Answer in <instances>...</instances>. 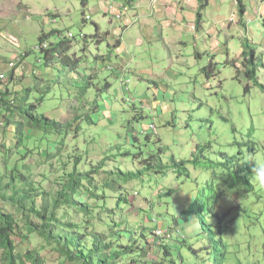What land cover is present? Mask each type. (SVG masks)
I'll return each mask as SVG.
<instances>
[{
    "label": "rangeland",
    "instance_id": "rangeland-1",
    "mask_svg": "<svg viewBox=\"0 0 264 264\" xmlns=\"http://www.w3.org/2000/svg\"><path fill=\"white\" fill-rule=\"evenodd\" d=\"M107 1L109 0H86L87 5L84 7L83 0H0V75H5L4 79H0L2 80L0 98L7 89L13 92L15 89L38 86L36 92L45 93V114L50 118L66 121L76 114L74 111L77 106L84 104L85 99L75 93L82 84V76L90 67L101 70L95 79L98 86L102 82L104 84L105 78L113 82L114 87L110 92L104 91L106 93L104 103L94 88L90 90L87 101L98 102L99 112L90 111L89 105L84 104V116L87 115L89 118L77 119L74 128H79L80 135L74 138L76 130L74 128L70 130L72 136L70 135L68 139H72V142L60 156L53 161L40 164L41 161L38 160L41 159L36 153L37 155L30 157L28 161L35 162L33 178L37 181L42 180L46 173L45 188L52 190L60 187L56 180L61 178L62 182V176L67 177L66 172L70 173L74 167L73 145L78 147L84 156L79 167L81 170H90L103 162L104 166L96 175L100 184L99 191L105 192L109 197L108 207L116 208L114 219L106 218L107 223L109 226L117 224L122 227L130 224L131 229L134 227L138 230L149 228L150 230L146 232L150 237L148 236L145 241L153 243L151 246L153 250L149 252L147 259L155 260L154 258L159 256L157 241H164L155 236V226L167 228L166 225L172 224L178 212L194 201L191 195L182 194L180 189L197 192L201 199L204 187L208 194L211 192V187L205 181L213 174L214 169L220 168L223 154H232L239 159L247 153H264V93L262 94L257 87H253L250 93L246 92L244 83L230 78L234 74L232 67L228 66V69H225L224 63H221L219 68L224 70L220 78L229 77L223 82H226L224 88L214 85L211 93L206 92V89L198 90V99H194L192 94L194 84L197 82L199 86L203 80L198 74L199 68L211 56L209 52L217 49L215 50L217 60L220 62L228 56L233 58L247 45L246 29L241 30L242 27L237 22L238 27L232 25V31H228L224 23L233 11L240 10L235 0H208L205 25L195 34L192 32L195 29H192L186 37L180 36L178 30V26L184 24V21L169 14L158 17L154 20L158 27L157 31H152L153 35L156 34L154 39L151 36L145 38L140 34V31H143L142 27L149 26L144 16L139 17L140 21H137L138 19L132 16L134 12H130L124 15L123 19L115 20L112 14H119V1L116 0L114 5ZM179 1H182L183 8L177 6L176 12L181 18L185 15L188 19V14H195L201 2L206 0H193L197 7L195 12L189 8L187 0H173L174 3ZM140 3L141 0H137V4ZM22 4L24 7L20 6ZM99 4L112 14L104 15L102 11H96ZM247 8L253 9L251 4ZM83 9L86 15L90 16L86 22L83 21ZM141 10L144 13L148 12L147 8H139V12ZM222 16L224 18H221ZM219 22L223 24L219 25ZM96 24L102 31L113 32L115 38H112L111 42L116 44L118 39L121 41L120 46L115 47L111 54L108 45L110 38L103 43L92 41L91 35L95 32ZM120 25L124 28L127 25L131 26V29L125 32ZM215 25L217 27H214ZM252 26L256 41L264 43L260 24ZM213 29L217 32L220 44H216ZM2 31L14 34L20 40L21 47L18 48L2 38ZM51 31L54 32L50 33ZM68 32L75 36L67 38L71 43L67 53L68 65H64L63 58H60L57 64L55 62L46 64L43 53L34 50L39 43V36L48 33V43L55 44L65 39ZM144 32H147V29H144ZM84 34L89 38L86 44L82 40ZM224 37L227 39L226 45ZM183 38L187 43L183 45L174 43L175 40ZM139 40L145 43L141 45L138 43ZM122 45V50L129 52L128 58L131 57L132 62H129L124 54H120ZM229 49L232 50L231 54H226ZM27 51L28 55L17 63L20 54ZM97 53L106 54V62L101 58L96 61ZM75 59L76 68L73 67ZM97 62L103 63L97 66ZM120 62L123 65L129 62L126 74L123 72L125 76L122 75ZM138 65H146L153 71L154 77L152 78L150 72L143 75V69L136 71ZM166 74L169 75L168 78ZM173 75L175 79L172 78ZM175 81H179L185 91L170 98L175 101H169L168 93L164 95V92L167 87H175ZM213 81L211 79L210 83ZM122 82L126 88V95L121 89ZM159 92L162 98L168 96L162 101L164 105H169L165 107L166 110L169 108V111L164 113H161L163 108L158 111L154 107L157 102L159 103L155 100L156 93ZM7 98L11 99L13 95L10 94ZM170 102L173 106L169 104ZM175 105L178 110L173 112ZM139 106L144 110V118H139L141 116ZM151 124L157 128L156 132L144 128ZM14 127L8 129L9 136H3L0 132V143L5 141L6 144H11L16 140L12 132ZM146 133L150 134L149 137ZM160 156L163 162L159 164L158 169L156 166L148 168L149 163L155 164ZM204 156L213 159L215 165L210 163L205 165L202 161ZM0 170L4 173L1 155ZM130 173L133 175L130 176ZM119 185L123 187L120 188ZM169 189H174V192L167 194ZM257 189L260 191L251 194L247 200L252 203L253 198L261 196L252 206L264 211V189L258 186ZM120 193L127 194L126 197L130 200V205H123L125 207L123 214L118 208ZM85 201L88 202L87 199ZM40 202L41 199L38 198V203ZM94 203L99 205V200L95 197ZM0 205L4 211L12 212L18 222L23 224L21 213L13 204ZM32 219L39 222L35 217ZM192 225V222L187 225L188 235L196 228ZM97 228L103 230L105 227L99 225ZM251 230L253 232V237H249L253 244L251 250L255 251L258 248L262 251L264 228L253 223ZM21 232L20 230L15 236L18 252L24 253L31 249L40 253L43 264H62L64 258L59 252L54 251L44 238L25 240L23 235H20ZM186 232L184 231L185 234ZM176 243L174 239V244ZM1 250L0 248V254ZM263 257L261 253L257 260ZM29 263L31 262L27 259V264ZM236 263L237 259L233 257L228 264ZM178 264L182 262L178 261Z\"/></svg>",
    "mask_w": 264,
    "mask_h": 264
},
{
    "label": "trees",
    "instance_id": "trees-1",
    "mask_svg": "<svg viewBox=\"0 0 264 264\" xmlns=\"http://www.w3.org/2000/svg\"><path fill=\"white\" fill-rule=\"evenodd\" d=\"M115 1L109 0L108 2L113 4ZM131 1H119V14H112L108 10L103 13L104 15L110 13L115 20H121L125 13L132 8ZM208 4V0L201 2L195 23L192 24V29H195L192 31L193 34L198 33L205 25L204 16ZM238 4L239 13L243 15L245 7L242 0H238ZM83 5L84 7L87 5L86 0H83ZM20 6L24 7L23 4ZM87 18L90 16H87L83 9V21L86 22ZM239 23L244 25L245 21L240 18ZM95 27V32L91 35L92 41L103 43L109 37L108 45L111 49L109 54L115 47L120 46L119 39L116 44L111 42L109 31H102L97 24ZM120 27L122 28L123 25ZM47 34L40 35L38 43L42 45L45 42L47 46L41 51H35L43 53L46 64L51 62L57 64L59 59L63 58L64 65L67 66V51L71 46L67 38L75 36L68 32L65 39L51 44L47 41L49 38ZM82 40L85 44L88 43V35L84 34ZM246 42V47L235 55V58L228 56L227 59L218 62L216 52H209L211 56L199 68L198 74L203 77V80L200 81L199 86L196 82L192 89L194 99H198V90L206 89V92L211 93L214 85L224 88L226 82H223L229 77H224V79L220 77L224 68L228 69V66H231L234 71L230 78L244 83L246 92L250 93L253 87H257L262 91V94L264 93V47L257 43L252 44L248 37ZM178 43L183 45L187 41L183 38ZM224 44L227 43L224 42ZM28 53V51L25 52L22 60ZM226 53L229 54V50ZM105 56L106 54L97 53L98 58L96 57L95 60L101 58L105 62ZM221 63L229 65H226L222 70L219 68ZM96 65L100 66L98 62ZM76 66L77 60L75 59L73 67L76 68ZM126 70L127 66H122L123 76H125ZM98 71L101 70L90 67V70L82 76V84L78 92L75 93L85 99L84 104L89 105L90 111L93 112H99L100 106L98 102L87 101L90 90L94 88L97 95H101L104 103L106 95L104 91L110 92L114 87L113 82L107 78H105L104 84L102 82L98 86L95 82L99 75ZM4 77L5 75H0V79H4ZM211 79L214 80L213 83H210ZM121 85V89L126 95L124 83L122 82ZM174 86L169 87L174 92L172 95H168L169 101L173 100L170 99L171 97H176L178 93L185 91L180 83L174 84ZM37 87L15 89L13 92L7 89L0 98V132L3 136H9L8 129L15 126L12 132L16 139L11 144H6L5 141L0 143V155L4 168V173L0 170V204H13L24 220L21 225L12 212L4 211L3 206L0 205L1 264H27V259L31 262L29 264H43L40 253L37 251L28 249L24 253L18 252L15 236L19 234L20 230L22 231L20 235H23L25 240L44 238L49 246L64 258L62 264H178V261H181L182 264H228L233 257L237 259L236 264H264V261H261L264 260V257L257 260L261 253L264 255V245L262 251L258 248L252 251L253 244L249 239V237H253L251 230L253 223L264 228V220H262L264 211L257 210L252 206L261 196L253 198L252 203L247 200L251 194L258 193L260 189L258 190L257 186L250 183L251 166L248 163L241 164L238 158L232 154H223L220 168L214 169L213 174L207 177L205 183L211 187L210 194L204 187L201 199L197 197L193 202H190L191 204L188 203V207L178 212L172 224L166 225L169 228L168 235L165 238L158 237L164 241H157L159 256L155 257V260L147 259V255L153 250L151 247L153 243L145 241L149 236L146 232L150 230L149 228L138 230L134 227L131 229L130 224L122 227L117 224L109 226L107 223L106 218H113L116 208L108 207L109 197L105 192L100 193L99 191L100 184L97 182L96 175L104 166L103 162H100L98 166H93L90 170H81L79 167L84 156L79 148L72 144L75 150L72 154L74 158L72 171L66 172L67 177L62 176V182L61 178L56 180L60 185L57 190L45 188L46 173L42 180H35L33 178L35 162L32 163L28 159L37 154L41 159L38 160L41 161L40 164L56 159L72 142V139L68 138L70 135L72 136L70 130L76 126L77 119L81 117L88 119L89 116H84L85 105L82 104L77 106L74 111L76 114H73L70 120L59 121L50 118L45 114V93L38 94ZM10 94L13 95V98L8 99L7 96ZM160 98L164 100L167 96ZM162 101L160 100L156 104L158 111L161 109L159 105L163 104ZM169 104L173 106V103ZM139 108L141 114L139 118H144V110L141 106ZM177 110L178 107L175 105L173 112ZM91 122L93 123L92 120ZM74 129L76 130L74 138H77L80 135V130L77 127ZM149 135L146 133L147 137ZM160 152H162V148ZM212 160L208 156H204L202 159L205 165L209 163L215 165ZM162 162L160 156L155 164L149 163L148 168L156 166L158 169ZM132 175L133 173H130V176ZM119 187L122 188L123 185H119ZM229 189L232 192L231 198L228 196ZM90 191L91 195H89ZM171 192L173 193L174 189H169L166 193ZM119 196L118 208L123 214L125 211L123 205H130V200L126 197L127 194L120 193ZM94 197L99 200V205H95ZM38 198L41 199L40 203H38ZM34 217L39 222L34 221L32 219ZM191 222L192 227L196 226V228L188 235L187 225ZM99 225L105 228L100 230L97 228ZM161 227L163 226H155L154 231ZM174 239L177 241L176 244H174Z\"/></svg>",
    "mask_w": 264,
    "mask_h": 264
},
{
    "label": "crops",
    "instance_id": "crops-1",
    "mask_svg": "<svg viewBox=\"0 0 264 264\" xmlns=\"http://www.w3.org/2000/svg\"><path fill=\"white\" fill-rule=\"evenodd\" d=\"M118 1H123V0H118ZM187 1L189 2V4H188L189 8L192 11L196 10L197 7H196L195 2L193 0H187ZM242 2H243L244 7H245L244 14L241 15L239 13V10L238 11H233L231 13V15L228 17V20L226 22H224V23H226L228 31H232L231 30V26L235 25L236 27H238V25L236 23L237 22L239 23L240 18H242V20L245 21V24L242 25L241 23H239L241 25V27H242L241 30H243V29L247 30V35H248L247 37L251 40L252 44H254V43L256 44L257 43V44H260V46L264 47V43L263 42H261V43H263V44H261L260 42L256 41V39L254 38V30L252 29L253 28L252 25L260 24V27H261V30H262L261 34H262V37H264V32H263L264 31V25H263V22H264V0H242ZM107 3H108V1H107ZM131 3H132L133 6H132V8L129 11H127L125 13V15H128V13H130V12H134L132 16H135L138 19L137 21H140L139 17L144 16L148 20L147 24L149 26L142 27L143 31H140V34H143L145 38H148L149 36H151V37H153V39L156 37V34L153 35L152 31H155V30L157 31V28H158L157 25L154 22V20L156 18L161 17V16H166V15L169 14V15L174 16L176 19H178L180 21L181 20L184 21L185 22L184 24H180V26H178V30H179L180 36H187V34H190L191 31H192V23H195L196 14L199 11V8H198L195 14H188L189 18L186 19L185 15H182V18H181V16H179L177 14V12H176L177 6L183 8L182 1L174 3L173 0H161V2L159 0H141V3L137 4V0H132ZM235 3L239 6L238 0H235ZM250 4L253 7V9L248 10L247 6H249ZM139 8H141V9L147 8L148 12L144 13L142 10H141V12H139ZM96 11H102V12L104 11V12H106L107 9L105 7L103 9V6L99 4V6L96 9ZM206 14L207 13H205V16H206ZM205 16H204V19H205ZM259 17H260V19H259ZM221 18H224V16H222ZM231 21H233V22L231 23ZM218 24L219 25L223 24V22H219ZM217 25H215L214 27H217ZM130 29H131V26L127 25L126 28H123V31L127 32ZM144 29H147V32H144ZM212 31L214 32V39L216 41V44H218V43L220 44L219 37L216 35V33H217L216 30L213 29ZM110 34H111V39L115 38L113 32L110 31ZM230 35L232 36V34H230ZM153 39L151 41H153ZM224 40H227V39L224 37ZM151 41H148V42H151ZM178 41L179 40H175L174 43L175 42L178 43ZM138 43L142 45L145 42H142V40H139ZM123 45L120 48V52H121L120 54H124L126 56V59L129 62H132L133 59L131 57L128 58V53L129 52L126 51V50H122ZM138 46H140V45H138ZM229 47L230 46H228V48ZM230 51L232 52V50L229 49V54H231ZM118 52L119 51H117V53ZM226 54H228V53H226ZM129 62L124 63V65L122 64V62H120V66L121 67L122 66H127L129 64ZM129 68H131V66ZM140 69H143L142 70L143 71L142 72L143 75L146 74L147 72H150L152 78L154 77V74L152 73L153 71L150 70L149 68H147L146 65H144V66L138 65V67H136V71H139ZM144 69H148V71L144 70ZM137 74H139V72ZM143 75H141L140 78H142ZM166 76H167V78L169 77L168 74H166ZM172 78L175 79V76L173 75ZM178 83H180V82L179 81H175V84H178ZM164 93H168V95H172L174 92H173V90H170L169 87H167V90ZM159 95H160V92L156 93L155 100H157V101L161 100L162 101L163 99H161ZM159 106H160V108H163L165 110L164 112L169 111V108H168V110L165 109V107L169 106V105L161 104ZM154 107H155V109H157L156 105ZM103 112H104V115H105L106 113H105L104 108H103ZM146 126H148V125H146Z\"/></svg>",
    "mask_w": 264,
    "mask_h": 264
},
{
    "label": "clouds",
    "instance_id": "clouds-1",
    "mask_svg": "<svg viewBox=\"0 0 264 264\" xmlns=\"http://www.w3.org/2000/svg\"><path fill=\"white\" fill-rule=\"evenodd\" d=\"M43 44H45V42ZM37 45H39V44H37ZM18 48H20V47H18ZM22 54L23 53L20 54L21 57L19 56L20 59H18V61L22 60V57H23ZM151 125H149V127H148L149 130H152L151 129ZM156 131H157V128H156ZM238 161L241 164L248 163L251 166V175L249 177L250 183H252L255 186H258L261 189H264V153H259V152H255L254 154L247 153L242 158H239ZM180 190H181L182 194L191 195V197L193 199L198 197V193L197 192L190 191V190H183V189H180ZM231 194H232V192L229 189V191H228L229 198H231ZM154 233H155V231H154ZM155 236L158 237L156 234H155Z\"/></svg>",
    "mask_w": 264,
    "mask_h": 264
},
{
    "label": "built area",
    "instance_id": "built-area-1",
    "mask_svg": "<svg viewBox=\"0 0 264 264\" xmlns=\"http://www.w3.org/2000/svg\"><path fill=\"white\" fill-rule=\"evenodd\" d=\"M1 36L6 39L8 42H10L11 44L15 45L16 47H21V43L19 41V39L12 33L10 32H1ZM45 46H47V44H43V45H36L34 47V50H37V51H41L43 48H45ZM25 53H23L22 55H24ZM21 57V56H20ZM20 57L18 59H20ZM151 129L156 131V127L154 125H151ZM156 221V220H155ZM168 229L169 228H157L155 230V234L158 236V237H161V238H165L167 235H168Z\"/></svg>",
    "mask_w": 264,
    "mask_h": 264
},
{
    "label": "bare ground",
    "instance_id": "bare-ground-1",
    "mask_svg": "<svg viewBox=\"0 0 264 264\" xmlns=\"http://www.w3.org/2000/svg\"><path fill=\"white\" fill-rule=\"evenodd\" d=\"M117 3H118V2H117ZM114 4H115V3H114ZM114 4H113V5H114ZM119 4H120V3H119ZM123 5H125V4H123ZM116 6H117V5H116ZM119 8H120V7H119ZM117 13H118V12H117ZM109 32H110V31H109ZM107 34H108V33H107ZM58 35H60V34H58ZM107 37H108V36H107ZM108 38H109V37H108ZM225 45H226V44H225ZM215 50H216V49H215ZM68 51H69V50H68ZM68 51H67V53H68ZM206 52H207V51H206ZM212 54H213V53H212ZM213 56H214V55H213ZM232 56H233V55H232ZM239 56H240V55H239ZM233 57H234V56H233ZM97 58H98V57H97ZM234 58H235V57H234ZM17 59H18V58H17ZM105 62H106V61H105ZM225 62H226V61H225ZM13 63H14V62H13ZM19 63H20V62H19ZM98 63H99V62H98ZM102 63H103V62H102ZM102 63H99V64H102ZM21 64H22V63H21ZM226 65L228 66L229 64H226ZM226 65H225V66H226ZM242 66H243V65H242ZM110 67H111V66H110ZM15 68H16V67H15ZM238 68H239V67H238ZM225 69H226V67H225ZM222 70H223V69H222ZM241 72H242V71H241ZM12 101H13V100H12ZM5 104H6V103H5ZM2 124H3V123H2ZM2 124H1V125H2ZM6 125H7V124H6Z\"/></svg>",
    "mask_w": 264,
    "mask_h": 264
}]
</instances>
